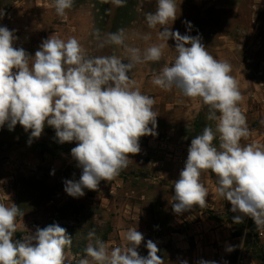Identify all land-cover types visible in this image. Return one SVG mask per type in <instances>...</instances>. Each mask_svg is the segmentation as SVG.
I'll return each instance as SVG.
<instances>
[{
  "label": "clouds",
  "instance_id": "clouds-1",
  "mask_svg": "<svg viewBox=\"0 0 264 264\" xmlns=\"http://www.w3.org/2000/svg\"><path fill=\"white\" fill-rule=\"evenodd\" d=\"M74 3L54 0L56 14L65 16ZM112 3L123 7L126 0ZM176 18L175 0H156L155 11L145 14L147 27L159 25L158 37L166 42L173 39L177 53L173 63L154 74L152 83L201 99L208 108L206 119L214 126L205 125L191 139L184 168L174 182L172 210L182 214L195 206L206 207L209 193L201 174L210 170L217 177L219 195L231 204L233 213H239L232 222L240 224L249 217L258 230L264 229V145L241 143L250 130L239 107L243 96L232 66L210 54L200 36L173 31L168 25ZM14 32L0 26V128L7 125L13 131L19 124L25 132L30 130L29 144L45 126L55 130L60 144L75 141L71 156L82 174L78 181H64V190L73 198L85 195L84 189L97 190L102 180H113L127 168L130 154L141 151V137L157 135L155 100L142 94L129 73L138 64L160 61L164 45L141 50L128 46L123 28L103 36L97 29L98 48L122 46L126 63L115 55L90 57L75 37L64 40L54 35L31 56L13 46L18 39ZM142 39L150 40L151 34ZM24 214L16 204L0 202V264H65V249L72 244L67 230L54 223L16 239L17 220ZM88 240L78 264H164L152 240L146 242L148 255L139 254L144 236L136 227L125 232L122 246L110 247L94 230ZM198 264L217 262L202 259Z\"/></svg>",
  "mask_w": 264,
  "mask_h": 264
},
{
  "label": "rangeland",
  "instance_id": "rangeland-1",
  "mask_svg": "<svg viewBox=\"0 0 264 264\" xmlns=\"http://www.w3.org/2000/svg\"><path fill=\"white\" fill-rule=\"evenodd\" d=\"M175 3L177 18L168 26L181 35L200 36L210 54L232 66L231 74L243 96L239 107L250 130L241 143L264 145L261 138L264 136V123H261L264 121V0H175ZM155 9L156 0H126L123 7L116 6L112 0H75L74 6L61 17L55 12L54 0H0V12L5 11L0 26L15 30L20 43L14 47L25 49L31 56L43 40L54 35L64 40L75 37L90 57L115 55L126 63L128 55L122 46L98 48L94 35L97 29L103 36L123 28L128 46L141 50L152 44L164 45L160 61L138 64L129 76L142 94L154 98V110L158 114L155 131L169 136V144L149 145L141 137V151L130 154L127 168L113 180H102L97 190L84 189L85 195L79 198L69 196L64 190V181H78L82 174L71 156L75 141L60 144L55 130L45 126L42 135L29 144L30 130L25 132L19 124L13 131L7 125L0 128V202L8 206L14 203L25 213L17 220L14 238L34 234L37 227L59 224L72 238L71 247L65 249V264H78L84 257L90 231L94 230L110 247H115L125 243L119 232L134 227L144 236L137 249L140 255H148L146 242L152 240L160 249L158 255L164 264L183 261L194 264L197 243L193 231L186 227L189 222L182 223L173 215V186L184 168L191 139L201 134L205 125L214 126V122L206 119L208 108L201 99L186 98L175 88L166 91L152 83L154 74L173 63L177 55L173 39L166 42L158 37L159 25L155 29L147 27L145 14ZM186 22H190V28ZM148 33L151 39L144 41L142 36ZM214 143L218 144V140ZM56 160L53 170L51 166ZM147 178L149 182L145 181ZM201 181L208 189L206 200L227 209L223 215H215V221L223 227L225 215L233 213L231 204L219 195L217 177L210 170L202 172ZM116 184L118 191L114 193L110 190ZM140 188H149L152 209L157 211L149 221L126 216L130 206L142 201L145 192ZM103 194L113 201H104ZM207 206H195L186 214L206 213ZM230 227L232 234L238 229ZM234 239V251L223 257V264H239V259L246 260L244 264H262L246 252L244 237ZM261 241L264 245V239ZM235 250L237 258L233 256Z\"/></svg>",
  "mask_w": 264,
  "mask_h": 264
},
{
  "label": "crops",
  "instance_id": "crops-1",
  "mask_svg": "<svg viewBox=\"0 0 264 264\" xmlns=\"http://www.w3.org/2000/svg\"><path fill=\"white\" fill-rule=\"evenodd\" d=\"M17 40L14 41V45L16 46L20 43V37L18 35ZM261 138H264L262 136ZM57 163L53 162L52 166L53 170H55V165ZM141 163V162H140ZM52 170V172H54ZM150 175L149 173H147ZM150 177V176H149ZM149 178L145 179V181L149 182ZM120 181V179H117ZM112 192H117L118 187L116 185H112ZM109 191V193H110ZM139 191V190H138ZM140 191H144L141 195V202L137 204H133L128 208L126 211V216L128 218H132L134 220H144L149 221L153 216L156 215L157 211H153L151 206V199L149 197V188L142 189L140 188ZM137 192V191H135ZM104 201H113V198L110 196H106L103 194ZM207 206L209 211H212L214 215H223V212H227V209L224 206H214L211 204L210 201H207ZM133 210L136 213H133ZM187 211L183 212L182 214H176L173 213V215L176 216V219L181 221L182 223L186 224V221L189 222V224H186V227L193 231V235L195 238V241L197 243V248L195 250V258L193 260L194 264H198V261L200 260H207V261H216L217 264H223V257L227 256V254H231L234 251V248L236 246V239H234L233 234L231 233V225L225 223L223 224V227H219L216 221H212L209 219L208 215L202 211H198L197 214H186ZM185 218V221L183 220ZM247 219H250L249 217H245ZM126 230H121L119 232V237L122 239L124 238ZM261 232V239H264V229H260ZM124 240V239H122ZM124 244V243H122ZM231 247L232 250L228 251L227 249ZM234 254V253H233ZM246 260L243 261V259H239V264H244Z\"/></svg>",
  "mask_w": 264,
  "mask_h": 264
},
{
  "label": "trees",
  "instance_id": "trees-1",
  "mask_svg": "<svg viewBox=\"0 0 264 264\" xmlns=\"http://www.w3.org/2000/svg\"><path fill=\"white\" fill-rule=\"evenodd\" d=\"M209 219L215 221L217 217L214 215L212 211H207ZM236 216L233 213H227L225 215V221L227 224L233 225L238 229L233 233V237H244L245 238V246L247 248L246 252L251 254L253 259L264 264V245L259 238L260 232L255 226V223L251 219H247L244 217V222L240 224H235L232 222V218ZM259 235V236H258ZM234 258H237L238 251L235 250Z\"/></svg>",
  "mask_w": 264,
  "mask_h": 264
},
{
  "label": "built area",
  "instance_id": "built-area-1",
  "mask_svg": "<svg viewBox=\"0 0 264 264\" xmlns=\"http://www.w3.org/2000/svg\"><path fill=\"white\" fill-rule=\"evenodd\" d=\"M3 14H5V11H2ZM155 138H151L150 135L143 136L145 140L148 141L149 145H152L153 143L157 146L166 147L169 144L170 137L167 135H155ZM261 235V232H260Z\"/></svg>",
  "mask_w": 264,
  "mask_h": 264
}]
</instances>
